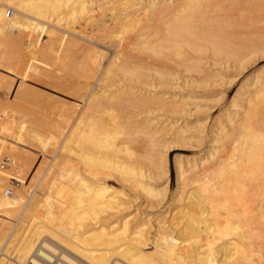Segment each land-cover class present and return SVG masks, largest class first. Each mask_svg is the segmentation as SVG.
Returning <instances> with one entry per match:
<instances>
[{
	"label": "bare ground",
	"instance_id": "bare-ground-1",
	"mask_svg": "<svg viewBox=\"0 0 264 264\" xmlns=\"http://www.w3.org/2000/svg\"><path fill=\"white\" fill-rule=\"evenodd\" d=\"M107 2L121 7L112 21L95 12ZM80 19L99 38L114 23L131 34L115 46L103 44L74 29ZM44 25L55 42L30 46L27 38L25 44L24 37H37ZM63 53L74 60L64 61ZM59 57L68 65L55 66ZM259 57L264 0H0V73L11 68L10 77L20 82L9 80L8 95L0 98V154L19 159L9 157L11 166L0 169V264L32 257L35 264H264V66L246 74ZM58 67H75L96 87L81 84L87 94L80 95L75 117L56 105V116L43 124L31 115L39 89L64 75ZM240 79L209 126V101L222 99ZM159 84L170 88L162 91ZM107 102L126 106L129 114L96 128L97 108ZM134 107L167 116L135 118ZM205 138L208 149L188 157L186 167L180 154L174 157L170 202L178 208L168 204L154 222L144 212L132 215L109 177L161 203L167 190L155 179L168 176L170 151ZM131 143L139 164L113 159L131 156ZM41 151L49 159L33 169ZM77 162L91 167V176L76 175ZM33 172L38 180L26 197L7 191L10 175L17 190ZM68 184L79 190H67ZM88 200L96 215L84 223L80 208Z\"/></svg>",
	"mask_w": 264,
	"mask_h": 264
},
{
	"label": "rangeland",
	"instance_id": "rangeland-1",
	"mask_svg": "<svg viewBox=\"0 0 264 264\" xmlns=\"http://www.w3.org/2000/svg\"><path fill=\"white\" fill-rule=\"evenodd\" d=\"M114 6H115V4H113ZM112 7V5L109 3V2H107V4L106 3H104V5L102 4L100 7H101V9L100 10H102L103 12H98L97 11V9L99 8V7H97V9H96V13L98 14V15H100L101 13H104L103 15L105 16V18L108 20V21H112L113 19H114V17L116 16V11H118L119 9V7L118 8H116L118 5H116L115 7ZM121 8V7H120ZM116 9V10H115ZM3 10H5V8L3 9ZM12 14V13H11ZM83 22H85V20H83V19H80V20H78V22H76L75 23V27L76 28H74V29H77L76 31L77 32H79L80 34H82V35H85V36H94L95 34H96V36H97V33H94L93 32V30H92V28H90V27H88V26H90L87 22H85L84 24H83ZM80 24V25H79ZM46 28H45V27ZM43 27V29L41 30V32H40V30H38V31H36V35H37V37L39 38V41H38V38L35 36V35H31L30 37H24V39H23V41H25V44H28V40H26L27 38L29 39V40H32V42H30V46H31V43H33L32 45H40V44H46V45H50L51 46V44L53 43V42H55V41H52L53 39H51V34L48 32V29L50 28V27H48L47 25H44ZM128 26H125V27H121L119 24H117V23H114L113 25H112V28L110 27V29H107V31L108 30H110L109 32H105V33H103V35L105 34V36L104 37H102V38H99V37H96V36H94L93 38H95L98 42H100V43H105V44H107V45H111V46H115L120 40H121V36H123V38H127L126 36H128V35H130L131 34V32L130 31H126V28H127ZM89 28H90V31H89ZM47 29V30H46ZM45 30V31H44ZM81 31V32H80ZM40 32V33H39ZM90 32V33H89ZM93 32V34L94 35H92L91 33ZM99 34V33H98ZM107 34V35H106ZM62 35L63 36H66V34L64 33V32H62ZM102 35V36H103ZM33 36H35V38L33 37ZM99 36V35H98ZM33 38H34V42H33ZM98 38V39H97ZM37 41V42H36ZM82 42V41H81ZM30 46H29V48H30ZM33 47V46H32ZM31 47V48H32ZM30 48V49H31ZM34 48V47H33ZM107 51L109 50V49H106ZM109 53H110V51H109ZM62 54V53H61ZM60 54V57L64 60V61H71V57H72V54H71V56L69 55L70 53H66V55H65V53H63V55H65V56H63V55H61ZM66 56H70V57H66ZM59 57V58H60ZM65 57V58H64ZM57 59L56 61H57V63L56 64H54L55 66L56 65H58L60 68L62 67L61 65H59V62H62L63 60H61V58L60 59ZM102 59H101V62L103 63H105V61H107V58L106 57H104V56H102L101 57ZM72 59H73V57H72ZM74 60V59H73ZM64 61L62 62V64L64 63ZM69 61H68V63H69ZM76 61V60H75ZM166 62V61H165ZM168 62V61H167ZM32 63V62H31ZM169 63H172V62H169ZM61 64V63H60ZM65 64V63H64ZM174 64V63H173ZM68 64L66 63L65 64V66H67ZM64 66V65H63ZM264 66V57L262 58V57H259L258 59H257V61L252 65V67H250V69H249V71L246 73V74H248L250 71H252L253 69H258V68H261V67H263ZM33 68H34V66H32ZM58 67V68H59ZM7 68V69H6ZM42 68V67H41ZM45 68V67H44ZM60 68L58 69V72L59 73H61V74H63V72H65L64 73V75H61V76H63V77H61V76H59V78H55V80L53 81L52 80V82H51V84L49 83L48 84V86L46 85V86H42L40 89H39V103H37V105H36V107H37V113H34L33 115H31L32 116V118H35V115H36V118L41 122V123H43L44 124V122H47L48 120H50V119H53L56 115H55V110L57 109H59V107L61 108H63L62 109V111L64 110L65 111V114L67 113V116L69 117V118H73V116L77 113V110L79 109V108H81V102H79V100H80V95L81 94H83V92H84V94H87V91L85 90V91H83L84 90V87L85 86H87L86 85V83H88V86H87V88L90 90V88H92L93 89V87L95 88L96 87V84L94 83V81H93V79L91 78H87V79H85L78 71H75V69L74 68H72L71 70L68 68L67 70H69V71H61L60 70ZM10 69V70H9ZM8 69V67H5L3 70H6V71H8L7 73H6V71H3L2 70V74L0 73V98H2V99H5L7 96L6 95H8V85H5L6 83L8 84L9 83V80H12V81H10V82H13V81H15V80H17L18 81V83H20L19 82V80L17 79V78H14V76L12 75V77L14 78V80L12 79V77H10L11 76V74L10 73H12L11 71H12V69L11 68H9ZM64 69V68H63ZM66 69V68H65ZM3 72H4V75H3ZM8 73H9V75H8ZM246 75H242V77H241V79H243L244 77H245ZM238 80L233 86H231V88H230V91H228V93H227V95H225L222 99H220L219 98V100H217L218 98L216 97V99L214 98V99H212V101L213 102H210L209 101V105L210 106H212V109H211V107H210V109H209V113H210V115H209V119H208V123H209V126H211V124L213 123V120H214V118H216L217 117V115L220 113V111H221V106L222 105H224L225 104V102H227L228 100H230L231 98H232V96L234 95V93H235V91L237 90V88H238V86L240 85V83H241V81L242 80ZM17 81H15V82H17ZM91 83V84H90ZM94 83V84H93ZM81 84L84 86H82V89H81ZM95 85V86H94ZM93 86V87H92ZM159 86H160V88L162 89V91H165V90H169V89H167V88H170V86H166V88H165V86L164 85H161V84H159ZM159 86L156 88L160 93H162V91H161V89L159 88ZM162 86H164V89H163V87ZM111 87V86H110ZM7 88V89H6ZM111 88H113V87H111ZM7 90V91H4V90ZM149 89H151V87H149ZM7 94H6V93ZM6 96V97H5ZM5 97V98H4ZM215 100V101H214ZM217 101V102H216ZM77 102V103H76ZM116 103V102H115ZM115 103L114 102H107L106 104H104V105H100L98 108H97V110H98V112H96L99 116H98V118L97 119H99V121L101 120L100 118H102V120L101 121H103V123H101V122H99L98 120H97V125H96V128H99V126H101V127H103L104 125V122H108L109 124H110V122L112 121V122H115L116 121V118H118L119 120H124L125 118H126V116L129 114L128 112L130 111V109H128L126 106H124V105H122V104H120L122 107L120 108V109H118L119 107H120V105L118 104H116V106H110V105H108V104H112V105H115ZM77 104V105H76ZM56 105L58 106V108H56V109H54V106L56 107ZM61 105V106H60ZM105 105H106V107H105ZM78 106H79V108H78ZM100 107H101V109H100ZM110 107V108H109ZM116 109H115V108ZM103 108V109H102ZM104 108H105V110H104ZM127 108V109H126ZM139 110H138V109ZM149 108L150 107H148V108H143V107H134L133 108V113L134 114H137L136 115V117L135 118H145V117H147V118H151L152 116H153V114L155 115V117L153 116L152 118H154V120L155 121H157V120H159V118H160V120H162V119H164L166 116L164 115V111L163 110H160V109H151L150 108V110H149ZM8 109L10 110L11 109V107H8L7 108V110H5V111H8ZM143 110H145V111H143ZM154 110V111H153ZM158 110H159V112H158ZM103 111V112H102ZM123 111V112H122ZM125 111V112H124ZM149 111V112H148ZM155 112V113H154ZM126 113V114H125ZM128 113V114H127ZM141 113V114H140ZM146 113V114H145ZM152 113V114H151ZM5 114H4V110H2L1 109V107H0V119H2L3 117H5L4 116ZM150 115V116H149ZM152 115V116H151ZM159 117H158V116ZM125 116V117H124ZM66 117V116H65ZM67 117V119L69 120V118ZM75 117V116H74ZM122 117V118H121ZM158 117V118H157ZM124 118V119H123ZM134 118V117H133ZM109 119V120H108ZM114 119V120H113ZM111 122V123H112ZM99 124H101V125H99ZM67 125V124H66ZM106 125V124H105ZM67 127V126H66ZM65 130H66V128H65ZM63 135H61L60 137H62ZM118 137H120V136H118ZM118 141H120V140H122V138L120 137L119 139L118 138H116ZM115 139V140H116ZM28 141H29V143L31 144V145H36V144H38L39 142L38 141H35V140H30L29 138L27 139ZM74 141H76L73 145H75V146H78V144L81 142V140L79 141V138H78V136L77 137H75V139H73ZM111 140H114V138L112 137L111 138ZM114 140V141H115ZM196 140V139H195ZM195 140H191V143L189 144V145H187L186 147H185V149H180V148H174V149H172L171 151H170V154H169V173H168V176H165V174H162L161 175V177H159L158 179L156 178L155 179V181H156V183L159 185V187H166V190H167V194H166V191H164V194L162 195V197H164V199H163V201H161V203H160V201L158 202H154V200H151V198H150V196H148V195H146V194H144L143 195V190L141 189L140 190V187H139V189H138V186H137V188L135 187V185H130V186H134V188L132 187V190H131V187L130 186H125V187H123L122 186V182H120L119 180V182L120 183H118L117 182V180L113 177V176H110L109 177V183L110 184H112V185H115V186H118L119 187V189L118 190H121L120 192H121V195L122 196H124V197H126V199L125 200H129V202H127V204H128V211L129 212H131L132 213V215H133V213H134V211L135 212H139V213H142L143 214V212L145 213V214H147L148 215V217H150L152 220H153V222L155 221V217L158 215V213L159 212H161L162 210H164L165 209V207L168 205V204H170L171 205V208H178L177 206H179V205H177L178 203L176 202V203H172V202H175V201H173V199H172V197H173V192H174V190H175V188H176V183H177V176H176V169H175V164H174V157H175V155L176 154H180V156L182 157V163H183V165H184V167H186L187 165H186V160H187V158L188 157H193V156H197V155H202L207 149H208V145L210 144V142L208 141V139L207 138H205V139H202V140H200L199 141V143L197 142V144H196V142L194 143V141ZM110 141V140H109ZM197 141V140H196ZM38 142V143H37ZM79 142V143H78ZM116 142V141H115ZM52 145V144H51ZM49 145L48 146V149H47V152L48 153H50V154H52L53 153V149H54V146L52 145ZM195 145V146H194ZM191 146V147H190ZM194 146V147H193ZM131 149L134 151V153H132L131 154V156H129V155H126L125 153L123 154V152H122V156H124L125 158H121V157H118V156H116L115 157V155H114V158H113V156H112V158L113 159H118V160H124V159H127V160H124V161H127L129 164H131V161H132V164H134V165H137V164H139V161H138V159H139V156L137 155L138 153V151H139V149H135V144H134V146H133V143H131ZM110 151L111 152H114V149H110ZM107 152H108V150H107ZM111 152H109V155H111L110 153ZM39 154H41V155H39ZM39 154L37 155L38 157L36 158V160H34V161H32L31 162V167L34 169L38 164H41L42 165V162H43V160H45L44 158H46V154H44L42 151L41 152H39ZM138 156V157H137ZM3 157L5 158V161L7 162L8 160H7V158L6 157H10V159H11V161L12 160H15V162L16 163H18L19 162V159L18 158H16L17 156L16 155H13V154H9L8 152H3V154H0V162H1V160L3 159ZM130 157H131V160H129L130 159ZM185 157H186V159H185ZM46 159H49L48 158V156H47V158ZM39 160H42V161H40L39 162ZM136 160V161H135ZM135 161V162H134ZM39 162V163H38ZM138 162V163H137ZM11 164V163H10ZM10 164H6L5 165V167H2L1 165H0V169L2 170H6V169H8L11 165ZM37 164V165H36ZM45 164V163H44ZM75 168L77 167V172H76V175H81V172L82 173H85V174H87V175H89V176H91V174H92V171H93V169H91V167H89V166H85V165H82V164H78V162L75 164V166H74ZM81 167H83V168H81ZM89 168V169H88ZM82 169H83V171H82ZM38 173L40 172V171H37ZM35 173V172H33V173H31V174H33V175H31V176H34L32 179H31V176L29 177V178H27L26 180H25V182H24V186L21 188V189H14L15 187H14V185H12L13 183H12V177L13 178H16V176L15 175H10V177L8 178V185H6V187H12V189H13V193H16V195L17 196H20V195H26L25 193H27L28 192V190H30L31 189V187H33L34 185H35V183H36V181L38 180L37 178H38V173ZM35 173V174H34ZM37 174V175H36ZM39 175H40V173H39ZM79 175V176H80ZM114 178V179H113ZM37 179V180H36ZM10 180H11V182H10ZM116 180V181H115ZM27 181H28V183H27ZM10 182V183H9ZM166 182H167V186H166ZM74 185V186H73ZM68 184L67 185V190H74V188L76 187V185L77 184ZM68 186H71L70 188L68 187ZM43 187H45V186H43ZM189 186H187V187H185V188H188ZM77 188H78V185H77ZM77 188H75V190H79V189H77ZM134 189H137V190H135V191H133ZM14 191H16V192H14ZM19 191V192H18ZM124 191V192H123ZM133 191V192H132ZM22 192V193H21ZM141 192V193H140ZM125 193H127V195H124ZM84 194V196L85 197H88L89 196V194L87 193V195H86V193L84 192L83 193ZM26 197V196H25ZM24 197V198H25ZM128 197V198H127ZM132 198V199H131ZM145 198V199H144ZM127 200V201H128ZM172 200V202H170ZM144 201H145V203H144ZM85 204H86V206H85ZM85 204L80 208V211H82V212H85V219H84V223H89L91 220H92V218L91 217H93L94 216V214L96 215V211H95V207L93 206V204H92V201L90 202L89 200L87 201V202H85ZM89 204V205H88ZM148 204V205H147ZM174 204V205H173ZM147 205V206H146ZM157 205H158V207H157ZM88 206V207H87ZM137 207V208H136ZM84 210H83V209ZM89 208V209H88ZM88 209V210H87ZM90 210H92L91 212H90ZM88 211V213H86ZM95 212V213H94ZM90 214V215H89ZM93 214V215H92ZM155 216V217H154ZM86 218L88 219V221L86 220ZM154 226H155V223H153V228L152 229H154Z\"/></svg>",
	"mask_w": 264,
	"mask_h": 264
},
{
	"label": "built area",
	"instance_id": "built-area-1",
	"mask_svg": "<svg viewBox=\"0 0 264 264\" xmlns=\"http://www.w3.org/2000/svg\"><path fill=\"white\" fill-rule=\"evenodd\" d=\"M7 158V162L5 161V158L3 157V159L1 160V162H0V165L2 166V167H5V165L6 164H8L9 163V161H10V159H9V157H6ZM18 182V180H17V178H12V183L13 184H15V183H17ZM7 191L11 194L12 193V187H8L7 188ZM39 259H40V257L39 256H37ZM20 264H23V263H20ZM24 264H35V258L34 257H32V258H30L26 263H24Z\"/></svg>",
	"mask_w": 264,
	"mask_h": 264
}]
</instances>
